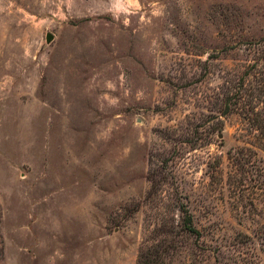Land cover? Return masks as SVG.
I'll list each match as a JSON object with an SVG mask.
<instances>
[{
    "label": "rangeland",
    "instance_id": "rangeland-1",
    "mask_svg": "<svg viewBox=\"0 0 264 264\" xmlns=\"http://www.w3.org/2000/svg\"><path fill=\"white\" fill-rule=\"evenodd\" d=\"M244 98L264 0H0V264H137L177 200L215 264H264Z\"/></svg>",
    "mask_w": 264,
    "mask_h": 264
},
{
    "label": "trees",
    "instance_id": "trees-1",
    "mask_svg": "<svg viewBox=\"0 0 264 264\" xmlns=\"http://www.w3.org/2000/svg\"><path fill=\"white\" fill-rule=\"evenodd\" d=\"M242 100L241 105L247 120L257 130L264 128L263 114L247 107L250 98L247 102L246 98ZM212 130L209 131L213 132ZM177 204L181 212L178 219L169 228L162 227L161 224L150 231L143 242L137 264H215L207 254L208 249L197 245L196 239L201 238V232L194 224L192 212L180 200H177ZM156 218L162 223L165 221V217L158 213Z\"/></svg>",
    "mask_w": 264,
    "mask_h": 264
},
{
    "label": "water",
    "instance_id": "water-1",
    "mask_svg": "<svg viewBox=\"0 0 264 264\" xmlns=\"http://www.w3.org/2000/svg\"><path fill=\"white\" fill-rule=\"evenodd\" d=\"M54 39V35L52 33H48L47 40L52 41Z\"/></svg>",
    "mask_w": 264,
    "mask_h": 264
}]
</instances>
